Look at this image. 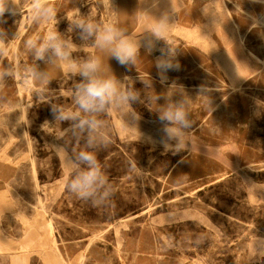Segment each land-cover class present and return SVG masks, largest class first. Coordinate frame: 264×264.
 <instances>
[{
  "label": "rangeland",
  "instance_id": "obj_1",
  "mask_svg": "<svg viewBox=\"0 0 264 264\" xmlns=\"http://www.w3.org/2000/svg\"><path fill=\"white\" fill-rule=\"evenodd\" d=\"M36 2L5 0L0 17L4 237L18 241L24 228L42 222L61 264H264V85L252 77L264 62L246 60L255 56L241 38L227 42L228 29H221L219 52L194 33L234 91L207 68L205 75L190 71L188 83L152 86L131 77L118 82L117 97L102 111L84 113L75 96L86 81L70 65L89 61L91 40L116 23L114 12L96 7L114 8L115 0H39L53 10L51 19L35 13ZM89 23L92 35L80 27ZM49 32L67 60L50 47L36 57L32 45L48 43ZM92 58L100 78L119 75L117 60L98 42ZM176 108L190 127L160 119ZM54 109L77 119L58 120ZM80 120L97 126L82 130ZM166 128L176 131L170 137ZM82 151L96 155L107 181L87 200L66 188V157ZM28 256L29 264H43L38 250Z\"/></svg>",
  "mask_w": 264,
  "mask_h": 264
},
{
  "label": "crops",
  "instance_id": "obj_2",
  "mask_svg": "<svg viewBox=\"0 0 264 264\" xmlns=\"http://www.w3.org/2000/svg\"><path fill=\"white\" fill-rule=\"evenodd\" d=\"M83 6L87 8L89 4L85 3ZM99 6L101 5L96 4L97 10L112 11L115 14L116 23L107 24L105 28H114L137 45L134 60L126 65L118 63L119 75L115 80L123 86L127 78L131 77L148 81L152 86L170 81L188 83L190 71L205 75L204 70L207 68L220 77L221 85L229 91L233 90L215 57L191 38L194 33L199 34L202 40L211 42L219 52L224 43L221 29H228L227 42H235L234 39L241 38L255 56L247 55L246 60L259 59L264 62V51L259 46L263 44L264 28L257 23L258 17L264 15V4L254 3L252 0H115L114 8L101 9ZM160 24L163 25V30L157 37L153 29ZM146 41L151 44V48L145 47ZM96 42L97 36L94 41L91 40L93 47L90 60L93 59L92 52ZM160 61L179 65V70L163 72L167 77L163 82L161 70L157 67ZM254 64L256 65L255 62ZM69 72L80 76L75 69L71 68ZM256 76L260 77V84L264 85L263 65L252 74L253 79ZM0 198L3 200V204L0 203L1 213L7 205L5 199ZM45 231L44 223L36 222L24 228L22 238L15 241L6 239L0 229V264H29L28 255L33 250L39 251L43 264H61L60 254L53 245L52 237L46 235ZM2 249H7L9 255H5Z\"/></svg>",
  "mask_w": 264,
  "mask_h": 264
},
{
  "label": "clouds",
  "instance_id": "obj_3",
  "mask_svg": "<svg viewBox=\"0 0 264 264\" xmlns=\"http://www.w3.org/2000/svg\"><path fill=\"white\" fill-rule=\"evenodd\" d=\"M254 3L264 4V0H252ZM35 13L39 15L43 12L49 19L53 16L51 8L42 9L39 0L34 4ZM5 0H0V17H3L5 12ZM257 23L261 28H264V15L258 17ZM80 27L87 35H92L95 31V26L91 23L85 25L80 24ZM163 25H157L153 29L154 34L159 37L162 33ZM58 35L55 32H49L48 43L35 47V55L38 59H42L47 48H52L55 55L65 60L69 58V53L64 50V46L58 42ZM98 44L106 48L110 55L117 60L121 65H126L130 60H134L137 54V45L129 38L124 37L120 32L112 27H106L97 35ZM31 44V41L29 42ZM145 47L151 48V44L145 42ZM164 53H162L163 55ZM72 68L83 78L86 83L78 86L75 96V102L79 109L84 113H95L102 111L108 103L112 102L118 94V82L114 77L102 79L99 77V62L90 60L83 64H71ZM157 67L161 70V81L167 79L163 72L175 69L179 70V65H173L166 61H160ZM119 99L127 101L135 99V96L121 95ZM53 115L58 120H73L77 119L78 113L68 114L63 111L53 110ZM160 119L168 121L172 124H180L183 127H190V124L185 119V113L180 108L169 109L162 113ZM87 125L88 129H94L97 126L95 120H80L79 127L83 130ZM175 129L166 128V132L171 137ZM66 164L69 167V179L66 182V188L69 192L76 194L80 199L87 200L92 197L96 190L106 184V177L103 174L96 155L92 152L82 151L73 159L71 156L66 157ZM80 165H84L83 170H76Z\"/></svg>",
  "mask_w": 264,
  "mask_h": 264
},
{
  "label": "bare ground",
  "instance_id": "obj_4",
  "mask_svg": "<svg viewBox=\"0 0 264 264\" xmlns=\"http://www.w3.org/2000/svg\"><path fill=\"white\" fill-rule=\"evenodd\" d=\"M96 60V59H95ZM244 60V59H243ZM50 223V222H49ZM51 227V226H50ZM55 243V242H54ZM52 249V248H51ZM54 249V248H53ZM58 253V252H57ZM60 256V255H59ZM61 261V260H60ZM63 263V262H62Z\"/></svg>",
  "mask_w": 264,
  "mask_h": 264
}]
</instances>
